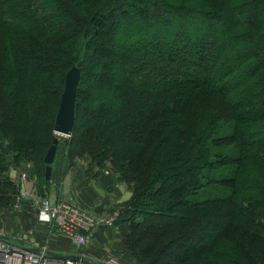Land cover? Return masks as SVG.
<instances>
[{"label":"trees","instance_id":"trees-1","mask_svg":"<svg viewBox=\"0 0 264 264\" xmlns=\"http://www.w3.org/2000/svg\"><path fill=\"white\" fill-rule=\"evenodd\" d=\"M127 1L0 0V208L18 192L10 166L32 163L46 195L57 136L69 166L109 161L131 191L115 223L135 264H168L179 246L170 264H264V0ZM211 185L224 193L193 198Z\"/></svg>","mask_w":264,"mask_h":264},{"label":"crops","instance_id":"crops-1","mask_svg":"<svg viewBox=\"0 0 264 264\" xmlns=\"http://www.w3.org/2000/svg\"><path fill=\"white\" fill-rule=\"evenodd\" d=\"M77 169L81 170L82 168L80 169L78 164L74 167L69 166L68 158L65 156L60 161L54 159L51 179L48 180L49 183L46 187V195L51 196L53 199H66L82 210L94 209L93 212L96 213L97 211L105 212L109 208L108 206L125 199L120 198V193L118 199H115L114 196L111 197L108 186L103 187L102 183H100L104 179L107 183H111L112 180L115 182L113 175L100 180L97 177L95 180L91 177V174L88 177L77 175ZM28 172L30 174L29 179L32 180L33 177L31 178V175H34V172L33 170ZM30 180L26 183V186L34 191ZM98 187L104 188L105 194L102 198H106V200L99 198L98 194H101V191L97 192ZM115 195L117 196L118 193ZM37 197L40 196L35 192L32 193L31 197L26 199V205L17 212L11 211L10 208L0 210V235H6L5 238L9 243L25 248L46 247L45 257L47 260L61 261L68 255H74L102 262L103 255L101 251L104 248L108 250L111 247L109 244L113 242L112 237L107 232L102 234L101 231V233L97 231V234L92 235L89 245L76 247L66 235L58 231L56 226L38 221L35 200H33V198ZM108 238L110 239L108 240Z\"/></svg>","mask_w":264,"mask_h":264},{"label":"rangeland","instance_id":"rangeland-1","mask_svg":"<svg viewBox=\"0 0 264 264\" xmlns=\"http://www.w3.org/2000/svg\"><path fill=\"white\" fill-rule=\"evenodd\" d=\"M130 1L131 0H128L126 5L124 6L123 9L125 11H129V12L131 11V9L128 7V2H130ZM133 11L134 10H132V12ZM98 17H101V16H98ZM114 17H116V16L114 15ZM95 20H93V22H95ZM100 20H101V18H100ZM156 25H158V24H156ZM96 27H98V26H96ZM155 33L156 32L154 30H151V29L148 32V34H152V35L155 34ZM162 33H165V31H162ZM155 36H159V35L156 33ZM149 39L150 38H148V40ZM99 40H102L103 43L106 45V47L110 44L109 41H104V40H106L104 38H100ZM148 43L150 44V41ZM165 88H166V85L164 83H162V85H159L158 88L155 87L154 90L161 92ZM143 89H138V90H143ZM134 93L137 95L138 94L137 90L134 89ZM133 98H135V97H133ZM111 117L112 116H108V118H111ZM59 136L69 137V136L61 135V134H59ZM58 142H59V144H58L57 151H56V156H57L56 158H57L58 161H60V159L65 156V143L63 142V139L61 137H60V139L58 137ZM65 157H67V156H65ZM77 164L80 167V169L82 168L81 170L77 169L78 170V174L77 175H79V176L88 177L89 174H91V177H93V179L98 177L99 180H100V179H104L107 176L113 175L116 183L113 180L111 182L112 184L111 183H107V181L105 179L101 180L100 183H102L103 187L104 186H108L107 188L110 189L109 195L111 197L114 196L115 199L116 198L118 199L119 198V193H120V198H125V199L119 201L118 203H113L112 205L108 206L109 208L105 212H98L97 211V213H96V212H93L94 209H90V210L88 209L87 210V209L83 208L84 211L86 210V211L89 212L88 213V212L85 211L86 213H88L90 215L91 214L92 215H96V216L105 215V214H114V213H118V216H119V212H121V207L123 206V203L131 198L130 197L131 196V191L127 188L126 183L120 181L117 178L116 174L114 173V170L111 167V163L109 161H107L105 166L102 168V170H100V169H98L96 167H91L90 156L89 155L88 156L84 155L82 157H77L76 163H74V165H72V166L74 167ZM29 170H33V172H34L33 165L30 162H25V163H23V164H21L20 166H17V167H15V166H10L9 167V170H8L9 177H10L11 181L15 184V186L17 185L18 192H17L15 198L13 199V201H14L13 204L9 205V206L6 205L4 208H10L11 211L17 212V211L21 210L26 205L27 201L25 199V200H23L22 206L19 209H15L14 208V205L16 203L15 199H16V197H17V195H18V193H19V191H20V189L22 187L24 189H26L27 191H29L30 194L35 192L40 197H46V198L48 197V198L53 200V198L51 196H49V195L42 196L41 194L38 193V191H37L38 186L36 185L38 177L36 176V172H34V175H31V178L32 177L33 178H32V180H30L29 179L30 174L28 172ZM24 172L26 173V179L24 181H22L21 180V176H22V173H24ZM225 173L226 172L222 171L221 173L218 174V176L215 175V178L216 179L221 178L223 175H225ZM29 180L31 181V185L34 187V191H32L29 187L26 186V183ZM33 187H32V189H33ZM103 187H98L97 188V192L101 191V194H98L99 198L102 199V200H106V198H102V196L105 194ZM46 192H47V188H46ZM115 192L118 193L117 196L115 195L116 194ZM222 193H224V189L223 188L217 187L215 185H211V186H206V187H204V189L199 190L198 192H196L195 195L193 196V198L194 199L203 200L205 198L213 197V196H216V195H219V194H222ZM102 204H103V201H102ZM4 208H0V210H4ZM127 229H128V226H126L125 224H123V223L116 224L114 222L111 225H104V224L98 225L92 231V234H94V235H95V233L97 231L98 232L101 231L102 234H105V232H107L110 235V237H112L111 239L113 240V242L111 244H109L111 247L108 248V250L104 248L101 251V253L103 255L102 261H106V259H108V258H114L119 264H135L134 263L135 262L134 259L127 252H125V250H124V244H123L122 237H123L124 233H126ZM109 239L110 238H108V240ZM108 243H109V241H108ZM185 243H186L187 246L188 245H192L194 243V240L192 239L191 241H188V242H185ZM184 248H185V246H179L178 248H175V249H169L171 251L168 252L169 253L168 254L169 257H166L165 261L168 262V264H170L169 260H174L175 259L174 254L178 255L179 251L184 249ZM115 251H117V252L120 251L121 256H119V257L115 256L114 255ZM184 252H188V250H185Z\"/></svg>","mask_w":264,"mask_h":264},{"label":"built area","instance_id":"built-area-1","mask_svg":"<svg viewBox=\"0 0 264 264\" xmlns=\"http://www.w3.org/2000/svg\"><path fill=\"white\" fill-rule=\"evenodd\" d=\"M26 179V173H22L21 180ZM31 194L23 187L20 189L14 208L19 209L23 200L30 198ZM36 205L38 221L44 224L54 225L61 234L66 235L77 247H86L90 243L92 231L96 226L111 225L115 222L118 213L105 215H90L84 210L72 204L66 199H50L46 197L33 198ZM6 235H0V264H119L114 258L106 261L94 259L75 260L64 258L61 261L47 260L46 247L33 251L6 240Z\"/></svg>","mask_w":264,"mask_h":264},{"label":"water","instance_id":"water-1","mask_svg":"<svg viewBox=\"0 0 264 264\" xmlns=\"http://www.w3.org/2000/svg\"><path fill=\"white\" fill-rule=\"evenodd\" d=\"M103 16V14H101ZM100 18L98 17L95 22L94 25L98 26L99 22H100ZM80 78V70H78V68L74 65H72L70 67V69H68V72L65 75V79H64V88L63 91L60 95V101H59V105H58V109H57V115L55 118V122H54V132L56 134H61V135H66V136H70L71 132H72V126H73V122H74V105H75V95H76V90H77V83L79 81ZM58 137H54L52 139V144L50 145V147L48 148V150L45 153V158H44V162L46 164L45 169H44V179L45 180H50L51 179V175H52V163L54 162L55 159V154L57 151V145H58ZM31 250H35L37 251L38 248L34 247L30 248ZM74 256V255H68L66 258H70V259H75V260H85L83 259L81 256ZM99 264V263H96Z\"/></svg>","mask_w":264,"mask_h":264}]
</instances>
